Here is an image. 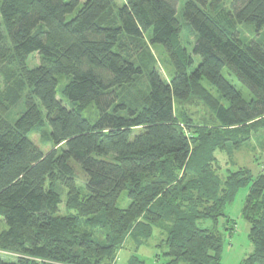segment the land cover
Wrapping results in <instances>:
<instances>
[{
	"label": "trees",
	"instance_id": "trees-1",
	"mask_svg": "<svg viewBox=\"0 0 264 264\" xmlns=\"http://www.w3.org/2000/svg\"><path fill=\"white\" fill-rule=\"evenodd\" d=\"M177 3L0 0V67L16 72L26 90L21 97L14 91L11 106L23 101L26 108L15 123L0 102V219L7 225L0 264H116L129 237L146 242L156 227L167 233L164 264H223L220 220L232 235L236 222L225 211L245 187L242 218L254 250L241 264H264V174L243 168L223 182L216 158L218 151L231 157L264 132V43L245 45L238 32L243 24L264 30V0H229L228 7L186 0L193 53L182 41ZM147 38L163 47L175 74L166 82L154 69L135 99L130 90L143 75L137 60ZM33 54L40 63L31 69ZM63 77L70 80L59 99ZM192 99L213 112V125L177 113L176 104ZM92 104L95 123L83 116ZM45 126L48 154L30 138ZM58 184L68 191L66 216ZM125 191L130 205L121 209ZM129 264L146 263L133 257Z\"/></svg>",
	"mask_w": 264,
	"mask_h": 264
},
{
	"label": "rangeland",
	"instance_id": "rangeland-1",
	"mask_svg": "<svg viewBox=\"0 0 264 264\" xmlns=\"http://www.w3.org/2000/svg\"><path fill=\"white\" fill-rule=\"evenodd\" d=\"M84 3L85 0H80ZM211 1V0H209ZM124 0H118V4L121 5ZM186 0H178V16L180 21L184 24V32L182 34V41L184 45L193 53V47L197 40L196 36L191 30L190 25L184 20L183 9ZM226 7L229 6V0H223ZM238 32L240 33V39L245 45H249L252 42L264 43V30L259 34L254 26L243 24L238 26ZM147 46V51L144 49L142 55H139L137 64L143 70V75L141 76V81L136 87L132 88L130 91L133 93L131 97H137L138 99L143 98L139 94H145L149 86V76L150 73L157 69L163 77V80L169 82L175 74V70L170 60L168 59L164 49L160 45L152 46L150 45L149 38L145 40ZM192 44V45H190ZM148 50L152 53L148 55ZM149 56V57H148ZM196 65L195 68L200 63V58L195 57ZM38 54H33L28 60V66L31 69L36 68L39 65ZM9 66L4 69L0 67V102H5V104L11 107V110L7 114V119L11 123H15L20 116L26 111L25 104L20 101L16 106H11L14 99H17L14 91L21 97L25 94V88L21 87L20 80L14 75V71L8 70ZM224 76L239 88L243 92L246 98L250 97V92L245 88L235 76H231L228 69L224 70ZM70 80V77H63L60 80V85L58 87V98L61 99V89ZM204 85L210 89L214 96L218 98L216 92L210 87V84L204 81ZM21 95H20V94ZM136 99V98H135ZM45 118H47L46 112L41 107ZM177 113H187L190 118H192L198 126L202 125H213L215 117L213 112L201 101L197 99H192L187 104H176ZM83 116L95 123L99 118V112L95 104H92L84 113ZM189 135L194 136L193 131H188ZM48 129L46 126L43 128V132L37 130L33 133L30 138L31 140L45 153L48 154L52 150V143L48 140ZM216 158L218 160V165L221 169L218 171V175L224 182L230 172H235L239 169H249L254 177L259 174H264V132H259L254 134L250 141L245 144L239 150H233L231 152V157L227 152H216ZM231 159V160H230ZM75 164V163H74ZM78 167L76 174L78 176V185L82 186L84 181V175L81 172V167ZM58 192L62 195L63 204L60 207V215L66 216L69 213L66 211V200L68 191L65 187L58 184ZM248 188L245 187L241 189L234 202L228 205L226 208V215H228L232 220L236 222L235 231L232 235L226 231V219L222 218L219 224V230L224 234L225 244L222 253L223 264H241L250 254L253 253L254 247L249 239L250 234V224L242 218V210L244 208L245 200L248 194ZM130 205V200L128 197V192L122 193L120 200L118 202V207L121 209H126ZM213 223L211 221H201L199 227L202 228H212ZM7 229V225L3 218L0 219V233ZM167 239V233L161 228H154L153 237L143 243L140 240L133 239L129 237L125 243L122 250L119 251L116 262L117 264H129V261L133 257H137L140 261L146 264H164L166 262L165 252L167 247L165 245V240ZM141 244V245H140Z\"/></svg>",
	"mask_w": 264,
	"mask_h": 264
},
{
	"label": "crops",
	"instance_id": "crops-1",
	"mask_svg": "<svg viewBox=\"0 0 264 264\" xmlns=\"http://www.w3.org/2000/svg\"><path fill=\"white\" fill-rule=\"evenodd\" d=\"M117 264V263H116Z\"/></svg>",
	"mask_w": 264,
	"mask_h": 264
}]
</instances>
